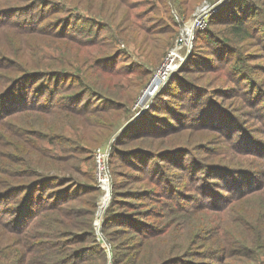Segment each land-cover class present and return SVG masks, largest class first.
Instances as JSON below:
<instances>
[{
  "label": "trees",
  "instance_id": "1",
  "mask_svg": "<svg viewBox=\"0 0 264 264\" xmlns=\"http://www.w3.org/2000/svg\"><path fill=\"white\" fill-rule=\"evenodd\" d=\"M151 1L161 10L166 9L165 0ZM178 4L182 18L194 8L192 0H179ZM116 7L120 10L115 11ZM103 9L96 0H0V44L4 46L0 53V144L25 150L21 159L8 153L15 158L14 164L21 166L11 167V179L0 185V204H5L1 211L11 214L9 219H3L0 211L1 233L4 228L0 264H5V259L10 264H30L27 257L30 260L33 255L37 256L36 264L106 262V250L90 225L94 200L90 209L78 210L72 205L83 202L82 196L89 192L96 197L99 191L93 181L94 172L87 179L79 175H86L83 167L90 160L93 162L97 144L121 126L179 25L171 15L164 24L155 23L157 19L144 24L141 17L151 11L147 5H112L102 14ZM216 25L221 27L215 29ZM156 27L165 29V35H156ZM104 30L108 32L106 37ZM118 35L133 42L135 50L126 46L125 54L126 48L118 47ZM192 42L187 66L175 71L148 108L114 134L109 163L114 164V158L122 160L136 171L154 174L153 181L162 183L157 173L160 167H183L181 153L191 156L193 146L176 142L149 148L138 141L171 135L180 141L181 132L187 128H213L210 130H216L224 142L241 152L244 164L207 163V172L214 176L241 172L243 176L229 181L225 187L229 198L223 204L203 208L218 212L241 202L244 211L256 207L262 214L264 136H255L257 132L264 135V130H257L264 125V117H258L257 123L251 116V124L242 135L232 126L226 127L213 114V108L218 112L226 108L224 100L217 104V97L223 96L241 98L247 115L264 107V92L256 87V73L264 70V62L252 61L264 58V0H230L209 16ZM156 43L157 47L151 49ZM123 54L126 59L120 60L122 64L113 65L112 60ZM143 54V61L132 60V55L143 58ZM44 125L47 127H41ZM54 127L58 129L55 131ZM38 152L43 162L32 160L31 156ZM228 176L226 173L225 180ZM113 185L103 214L102 232L115 230L106 229L109 222H129L136 226V235L146 230L137 219L108 210L120 201L113 193ZM135 193L138 192L132 194ZM81 211L89 218L84 228L77 225L75 218ZM234 223L241 249L229 252L218 246L210 252L201 247L202 257L216 260L210 264H239L238 258H246L243 250L247 239L241 233L242 223ZM222 234L218 241L226 246L229 238L224 228ZM136 240L131 241L132 246ZM252 242L258 248L253 255L255 264H264V226L254 231ZM173 256L154 264H172ZM112 258H120L115 245Z\"/></svg>",
  "mask_w": 264,
  "mask_h": 264
},
{
  "label": "rangeland",
  "instance_id": "2",
  "mask_svg": "<svg viewBox=\"0 0 264 264\" xmlns=\"http://www.w3.org/2000/svg\"><path fill=\"white\" fill-rule=\"evenodd\" d=\"M179 0H165L166 9L161 10L158 5L151 0H96V5H99L104 9L101 11L103 14L108 6L117 5L124 6L126 4L132 5L137 4L139 7L147 5L150 19L147 16H142L141 20L144 24L150 23L153 19H157L155 23L164 24L165 18L171 15L178 22V30L175 35L170 40V44L165 49L162 57L159 59L158 64L151 70L150 76L145 83V85L140 89L135 101L132 103L129 113L126 115L125 120L121 121V126L116 129H120L123 124L128 122H133L140 114H142L148 106L151 104L154 96L158 93L161 87L166 83L168 78L177 70L182 69L187 66L189 56L193 50V36L195 35V29H192L191 38L186 47L179 50L182 55V59L178 63L177 68L167 75V78L156 85L153 89L149 84L151 78L157 73L161 64L164 60L168 58V54L175 48L177 40L180 36L186 38L184 33L185 24L189 21L191 15L196 10V8L203 4H208L210 9L208 10L209 16L217 13L225 4L230 0H192L194 8L191 13L186 17L182 18L183 13L179 9ZM120 7H116L115 11H119ZM133 10L131 13H134ZM152 19V20H151ZM169 25L170 22L168 20ZM223 26V25H222ZM221 25H216L214 28L218 29ZM156 35L164 36L162 32L165 29L154 28ZM105 37L108 35L106 30L103 31ZM118 42L123 49L126 46H130L135 50L132 45L133 42L125 41L118 35ZM3 44H0V53L3 48ZM157 47V43L151 45V49ZM255 48H250V51H254ZM127 53V48L125 54ZM120 56L119 58H114L112 64L119 67L122 62L120 60L126 59V56ZM136 54V51H134ZM133 61H143L142 56L132 55ZM119 60V61H117ZM264 62V58L261 57L259 60ZM263 68L256 73L259 77V83L256 85L257 89L264 92V72ZM205 80H207L205 78ZM149 84V85H148ZM145 93V94H144ZM229 95V94H228ZM218 105L219 102L224 100L223 108L218 112L216 108L213 111L218 118L222 119V122L226 127L232 126L237 129L238 132L245 134L247 127L251 124L249 118L255 116L257 122L258 117H264V107L261 110H251L248 115L246 114L247 109L244 108L243 100L237 96H232L230 98L217 97ZM188 107H186V110ZM230 113V116H227ZM258 123V122H257ZM118 124V125H120ZM41 127H47L46 125ZM55 131L58 129L54 127ZM213 129V128H210ZM210 129H192L187 128L184 132H181V139L177 141L174 136H167L166 138H149L146 142L138 141L142 146L149 148H157L173 143H191L193 146L192 155L181 153L183 156L182 163L183 167L177 168L175 164H165L163 167L157 171L160 174V180L162 183L154 182V174L148 176L144 171H136L133 167L127 166V162L118 160L114 158V164L111 163L110 148L114 134L113 132L110 137L97 144L95 149L99 146L109 147V154L107 156L106 162L108 167V176L110 181V194L109 201L105 208L110 203L111 200V188L113 185V193H117L120 201L114 203L111 208H108L111 213L119 212L122 215L129 216L130 218L137 219L142 222L146 227L143 232L138 231L137 235L135 233V227L131 226V223L126 222L124 224H115L109 222L106 229H115L114 231L102 232V219L105 209L98 215L97 203L101 196V189L98 187L96 178L93 179L99 191L96 197L92 196V192L83 195V202H72L75 209L83 210L90 209V203L92 200L95 202V210L91 219V228L93 229L96 238L100 241L106 250V262L105 264H154L160 262V260L166 256L174 255L171 259L174 264H210L214 263L215 259H207L200 255L201 247H206L210 252L215 247H224L225 250L229 249V252L238 251L241 249L239 243L238 231H236L235 220H239L242 223L241 233L247 239L246 248H244V253L246 258L241 257L239 259V264H255L257 261L253 259L254 253L257 251L253 244L254 231L258 228L264 226V213L255 207L249 211H244V206L241 202L235 203L234 205H228L223 211H212L211 209H206L203 207H211L214 204H223L226 199L229 198V194L225 187L229 186L230 180H237L239 177L243 176L241 172H221L223 174H216L214 176L212 172H207L205 164L212 162H225L232 165H243L244 157L241 152L236 150L234 147L230 146L223 141V136L219 134L216 130ZM257 130H264V125H260ZM261 133L256 134L255 137H263ZM185 139V140H184ZM182 143V144H183ZM235 146L239 144L233 140ZM229 145V147L227 146ZM227 146V148H226ZM238 148V147H237ZM94 149V151H95ZM25 151V150H24ZM21 149L12 150L8 144H0V185L6 180L11 179L10 171L11 167H19L21 164H14L15 158H12L8 153H15L16 157L22 158L24 152ZM94 151H93V162H94ZM222 155V156H221ZM33 161H42V154L35 153L31 156ZM21 161V160H20ZM110 161V163H109ZM43 162V161H42ZM91 162V165L89 163ZM87 162L83 171L86 173L85 176H81L82 179H87L88 175L95 177V162L92 160ZM162 163V162H161ZM111 167V168H110ZM199 172H198V171ZM9 172V174H8ZM226 173L229 175L225 180ZM243 173V172H242ZM260 178V176H258ZM119 191V192H117ZM133 192H138L132 194ZM119 193V194H118ZM142 193V195H140ZM135 197H139L135 199ZM124 202V203H123ZM138 203V204H135ZM11 205V204H10ZM5 208V204L1 202L0 211ZM232 211H231V210ZM5 211V210H4ZM2 212L3 219H9L11 214H4ZM13 211V208L11 209ZM125 216V218H126ZM1 217V216H0ZM75 218L77 219V225L84 228V224L89 222L88 214L78 213ZM123 218V219H125ZM123 219L120 223H123ZM94 221L98 224L94 227ZM130 221V220H128ZM45 224V222H44ZM42 224V225H44ZM224 228V233L226 238L229 239L226 242V246L219 243L218 238H222V229ZM44 229V228H43ZM4 228L2 227V233ZM0 227V239H3ZM134 239H137L135 244L132 246ZM230 242V244H228ZM3 243V242H2ZM118 251V260L112 258V248ZM231 247V248H229ZM264 249V243L262 245ZM125 250L126 253L123 255L121 251ZM216 254V252H213ZM219 254V253H218ZM142 256V257H141ZM27 257V256H26ZM30 264H36L37 256L33 255L32 259L29 260ZM5 259V258H4ZM235 258H230L233 260ZM89 263H92L89 262ZM172 263V264H173ZM5 264H10L5 259Z\"/></svg>",
  "mask_w": 264,
  "mask_h": 264
},
{
  "label": "built area",
  "instance_id": "3",
  "mask_svg": "<svg viewBox=\"0 0 264 264\" xmlns=\"http://www.w3.org/2000/svg\"><path fill=\"white\" fill-rule=\"evenodd\" d=\"M210 7L211 6H209L208 4H203V5H200L196 8V10L191 15L189 21H187L185 24L184 33L186 35V38L183 36H180L178 38L177 43H179V44H176L175 48H173V50L168 54V58L163 61L161 66L167 60L171 59L172 61H174L176 63L175 69L177 68L178 63L180 62V59H182V55L180 54L179 50L188 45L189 40L191 38L192 29H195V30L203 29L206 26L208 18H209V14H207V13H209L208 10L210 9ZM174 70H172V71H174ZM172 71H170L169 73H171ZM169 73L162 75L161 78H159V75L155 78L156 74H158V73L154 74L153 77L151 78L150 82H149L150 85L153 82V84L151 85L152 89L156 85H158L159 83L163 82L167 78V75ZM108 150H109V147H108V145H106V146H99L94 151L96 182H97L98 187L101 189V196H103L104 194L107 195V197H106V199L102 205H100L101 202L99 203V201H98L96 215L100 214L105 209V207L109 201V198H110L109 197L110 181H109L108 167H107V162H106L107 156L109 154ZM97 224H98V222L94 221V227H96Z\"/></svg>",
  "mask_w": 264,
  "mask_h": 264
},
{
  "label": "bare ground",
  "instance_id": "4",
  "mask_svg": "<svg viewBox=\"0 0 264 264\" xmlns=\"http://www.w3.org/2000/svg\"><path fill=\"white\" fill-rule=\"evenodd\" d=\"M179 44V43H177ZM176 63L172 61L171 59L167 60L157 71L158 74H156L155 78L159 75V78L162 77V75L169 73L170 71L175 69ZM145 94V93H144ZM107 195L104 194L103 196L100 197L99 203L102 205L106 199Z\"/></svg>",
  "mask_w": 264,
  "mask_h": 264
}]
</instances>
